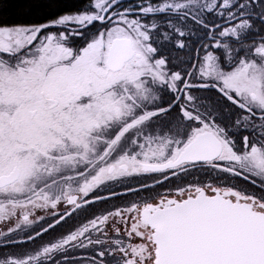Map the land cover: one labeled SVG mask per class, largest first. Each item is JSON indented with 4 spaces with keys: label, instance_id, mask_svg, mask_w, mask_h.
Wrapping results in <instances>:
<instances>
[{
    "label": "snow or ice",
    "instance_id": "snow-or-ice-1",
    "mask_svg": "<svg viewBox=\"0 0 264 264\" xmlns=\"http://www.w3.org/2000/svg\"><path fill=\"white\" fill-rule=\"evenodd\" d=\"M33 8L0 19V264H264V0Z\"/></svg>",
    "mask_w": 264,
    "mask_h": 264
},
{
    "label": "trees",
    "instance_id": "trees-1",
    "mask_svg": "<svg viewBox=\"0 0 264 264\" xmlns=\"http://www.w3.org/2000/svg\"><path fill=\"white\" fill-rule=\"evenodd\" d=\"M41 3H47L48 0H40ZM62 6H72L79 4L80 0H59ZM33 0H0V19L7 22H15L20 19L35 17L45 12L56 11V9L33 8L29 11V5ZM184 55V53H178Z\"/></svg>",
    "mask_w": 264,
    "mask_h": 264
},
{
    "label": "flooded vegetation",
    "instance_id": "flooded-vegetation-1",
    "mask_svg": "<svg viewBox=\"0 0 264 264\" xmlns=\"http://www.w3.org/2000/svg\"><path fill=\"white\" fill-rule=\"evenodd\" d=\"M68 224H71V221H67V224L65 226H67Z\"/></svg>",
    "mask_w": 264,
    "mask_h": 264
}]
</instances>
